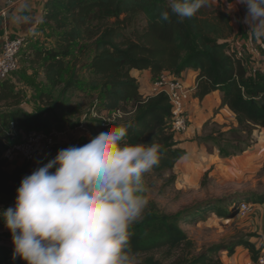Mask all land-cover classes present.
Here are the masks:
<instances>
[{"label":"trees","instance_id":"16d2710c","mask_svg":"<svg viewBox=\"0 0 264 264\" xmlns=\"http://www.w3.org/2000/svg\"><path fill=\"white\" fill-rule=\"evenodd\" d=\"M235 1L208 0L206 6L190 19L179 21L170 12L169 21H160V12L169 10V0H46L39 26L40 31L49 33L51 39L27 49L29 53L23 58L29 67L42 70L43 85L50 90L42 92L38 86L42 84H35L36 74L21 72L18 78L27 85L36 86L44 110L28 114L13 109L20 100L12 77L21 67V52L19 69L0 82V206L14 205L24 171L23 167L8 170L10 163L2 158L3 151L20 142L16 135L19 130L61 133L81 125L66 114L72 96L81 90L96 93L91 110L123 114L108 126H103L102 121L94 122L102 132L130 121L124 142L149 144L155 140L160 145L159 163L151 172L157 177L169 173L174 180L172 170L185 152L178 149L174 141L168 99L163 93L140 95L137 81L130 74L132 70L149 71L153 81L165 73L180 78L182 73L191 70L196 73L192 97L202 100L212 92H219L221 107H227L235 116L237 127L221 134L233 132L248 138L255 129L264 133V72L251 69L234 49L232 43L237 33L229 13L222 10L223 2L231 4ZM260 38L264 44V35ZM25 45L26 39L23 48ZM79 46L90 53L89 58L72 69L64 81L66 59ZM79 70L86 74L81 82ZM72 110L74 114L80 108L75 105ZM45 113L47 118L42 117ZM213 136H204L202 143L210 141L223 151L221 139ZM247 138L245 148H240L239 154L249 149ZM241 203L244 202H232L230 211L220 206L223 201L201 205L185 211V217L183 212L166 215L146 211L142 219L130 227L132 253L139 258L160 252L163 259L174 258L170 264H222L216 257L219 252L226 251L231 256L235 248L241 246L256 264L264 247L256 249L249 241L215 245L193 255V243L179 225L180 221L194 222L199 213L209 210L219 218L231 219L238 214ZM13 251L0 248V264H25L19 257L13 259ZM141 264L162 262L148 256Z\"/></svg>","mask_w":264,"mask_h":264},{"label":"clouds","instance_id":"9594fccd","mask_svg":"<svg viewBox=\"0 0 264 264\" xmlns=\"http://www.w3.org/2000/svg\"><path fill=\"white\" fill-rule=\"evenodd\" d=\"M246 5V22L264 35V0ZM208 0H169L179 21L194 17ZM258 21V23H256ZM131 122L109 127L82 146L22 178L14 206L0 212L13 244V259L25 264H136L130 227L149 206L143 178L159 163L160 145L125 143ZM55 169V171H51Z\"/></svg>","mask_w":264,"mask_h":264},{"label":"rangeland","instance_id":"374dc122","mask_svg":"<svg viewBox=\"0 0 264 264\" xmlns=\"http://www.w3.org/2000/svg\"><path fill=\"white\" fill-rule=\"evenodd\" d=\"M243 8L245 11L246 5H243ZM260 36L261 34L251 31V40L247 41L248 37H246L245 42H240L238 46L241 53L245 54V58L255 53L259 57L255 61L263 64L264 53L262 54L260 45L264 44ZM39 37L40 42L44 41V39L45 42H49L51 39L50 34L47 32L41 33ZM89 54L82 46L76 47L72 51V55L66 59L67 71L64 75V81L68 79L69 72L72 69H76L88 60ZM85 76L84 70L78 71L80 82L85 80ZM45 91L47 90L45 89ZM95 99L96 93L87 90L76 91L71 98V104L68 106L66 114L70 119L79 121L84 126L86 132L91 131L98 135L102 130L94 122L101 120L87 114L88 110L90 111L92 105L96 102ZM75 105L80 110L72 114V109ZM94 111L97 110L94 109ZM54 113H57V110H54ZM224 132L216 125L206 124L204 132L196 137L198 142H202L203 137L208 134L214 135L213 137L216 139H221L220 145L223 151L219 155L223 160L216 158L212 162H209L205 160L207 159V155L204 154V156H201V161H195V164L200 163V165L194 166L196 170H190L189 172H178L176 170V173L172 170L175 177L174 180L169 177V173L162 177H157L154 173L149 172L143 178L146 195L150 201L146 211L154 210L156 213L166 215L183 212V214L185 213L183 217H185V211L187 210L201 205L220 203L221 201H223V204L220 206L225 211H230L232 207L230 204L232 202L236 203L239 200L251 204L252 210L250 212L243 214L238 210V214L231 219L219 218L214 212L209 210L201 214L199 213V218H196L194 222L185 223L180 221V227L193 243V255L200 254L211 246H229L239 240L260 244L261 248L262 246L264 247V202H262L264 201V155L250 156L247 153L245 154V151L244 154L247 157H243L244 154H239L238 152L240 148H245L244 141L247 136L233 132L221 134ZM260 136H264V133L258 129L253 130L250 137L248 136L246 143H249L251 146V153L254 152L253 147L255 144L259 143L258 138ZM58 138H56L58 140L55 139L54 145L41 152L44 155H48L51 152L56 156L58 151L68 145L67 142H70L76 136H72L69 130H67L65 133H61V136ZM262 139L261 137V142H263ZM79 141L81 145H84V140ZM204 144L207 151H205L206 154H215L217 152V145L215 143L213 144L208 141ZM15 158L22 161L19 157ZM37 158L38 153L32 163H23V170L29 168L28 171L32 173L37 167L41 166ZM11 162L16 163V160ZM6 209V207H1L0 212ZM4 237L6 236L3 234L1 238L2 245L8 246L10 244L13 247L12 238L4 239ZM242 254L245 255V252ZM148 256H153L155 260H160L162 264H170V261L174 259L173 257L163 259L160 252H153L143 257H135L136 264H141L144 258ZM223 256L225 255H222L221 252L216 255L222 264L221 257ZM223 261H225V258H223ZM247 264H254L251 261L250 255Z\"/></svg>","mask_w":264,"mask_h":264},{"label":"crops","instance_id":"0c3cea01","mask_svg":"<svg viewBox=\"0 0 264 264\" xmlns=\"http://www.w3.org/2000/svg\"><path fill=\"white\" fill-rule=\"evenodd\" d=\"M45 1L46 0H0V49L2 44L8 39H13L16 37H24L26 39V45L20 53L21 67L18 72L12 77V81H15L14 83L17 84L15 90L20 93L19 104L13 107V109H20L28 114H37L38 112L43 111L44 105L40 102L39 94L36 91V86L27 85L18 79L21 72H24L26 75L36 74L34 75L35 84L41 83L42 85L38 86L42 88V92L44 93H47L50 90L48 86L43 85L42 70L37 68L36 66L32 68L29 67L26 60L23 58V55L25 53L26 55L29 53L27 49L33 47L36 43L38 45H42L45 42V39L42 42L39 41V35L42 33L40 31L39 24L43 17V8ZM222 10L229 13L235 34L237 33V36L233 38L232 46L240 55H242V57L245 58V54L243 55L241 53L238 45L240 42H245L246 37H248L247 41L251 40L250 34L253 28L252 24L246 22L245 20V17L247 16V8L244 11L243 4H238L235 1L231 4L223 2ZM256 23H258V21H256ZM257 58L259 57L256 56L255 53H252L248 58H245V61L251 69L257 68L264 72V63L259 64L258 61H255L257 60ZM130 74L137 81L140 95H142L143 97H147L158 93V91L152 86L153 80L149 71L132 70ZM195 77L196 73L191 70L185 71L181 74L182 80L184 81L186 86L190 88L191 91L190 101L187 106L189 116L188 128L182 134L174 136V141L177 142V148L185 152L183 157L174 166L173 170L175 171V173L177 172L176 170H178V172H189L190 170H196L194 166L200 165V163L195 164V161H201V156H204V154L207 155V159L205 160L209 162H212V160L216 158L222 159L219 155L221 151L218 148H216L217 152H215V154H206V147L204 146L205 144L196 140V137L200 136L204 132L206 124L216 125L225 132L229 131L231 128L237 127L234 114L227 107H221V95L219 92H212L205 96L202 100L194 99L192 97L195 86ZM45 89L47 91H45ZM44 97L45 95L43 96V99H45ZM42 117L47 118V113L43 114ZM66 131L67 130H65L64 133ZM38 132L39 131L37 130H32L29 132L19 130L18 134L16 135L17 139L21 142L27 137ZM69 133L72 136L75 135L76 138L72 139L70 142H67L68 145L64 146L63 149L70 146H82L79 140H84V144H86L97 135L91 131L81 132L75 129L69 130ZM261 137L263 138V142H261ZM258 142L259 143H256L253 147V153H251L252 150L250 146L245 154L247 153L250 156H263L264 136H260L258 138ZM42 150H44V148L40 146L37 151V159L39 161V165H42V163H46L48 160L53 159V156L55 157V155H53V153L51 152L48 155H44L41 152ZM245 154L243 155V157H247ZM14 160H16V163L9 161L10 166L8 167V170L14 167H22V161L16 158ZM28 170L29 168L23 171L22 178L31 174V172ZM3 234L6 236L4 237V239L12 238L11 233L5 227L3 219H0V241L2 240L1 238ZM255 246L256 249H260V244H255ZM0 248H8L14 250V248L10 244H8V246L2 245V241L0 242ZM242 248L243 247L241 246L236 247L234 253L231 256H229L225 251H222V255H225L221 257L223 264H247V261L249 260V255L247 253L248 251L245 248ZM243 252H245V255L242 254ZM223 258H225V261H223Z\"/></svg>","mask_w":264,"mask_h":264},{"label":"built area","instance_id":"2783aa9c","mask_svg":"<svg viewBox=\"0 0 264 264\" xmlns=\"http://www.w3.org/2000/svg\"><path fill=\"white\" fill-rule=\"evenodd\" d=\"M24 42V37H16L8 39L2 44L0 49V82L19 69V53L24 46ZM260 48L264 53V45H260ZM152 86L158 93L165 94L168 99L171 128L174 136L185 132L189 123L187 106L190 101V88L186 86L181 77L175 78L168 73L154 80ZM90 115L93 118L100 119L103 126H108L123 116L120 111L98 112L94 109ZM75 130L85 131V128L81 124ZM59 136H61V133L55 131L35 133L21 142L9 145L3 151L2 158L6 161H12L14 157H19L23 163H32L35 160L38 148L40 146L44 149L50 148ZM251 208V204L248 203H241L239 206V210L243 214L250 212ZM256 263L264 264V249L261 250Z\"/></svg>","mask_w":264,"mask_h":264}]
</instances>
